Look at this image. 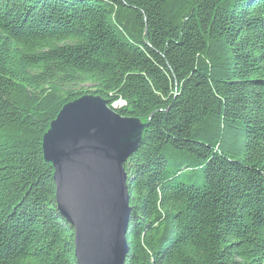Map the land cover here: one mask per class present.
Instances as JSON below:
<instances>
[{"label": "trees", "instance_id": "trees-1", "mask_svg": "<svg viewBox=\"0 0 264 264\" xmlns=\"http://www.w3.org/2000/svg\"><path fill=\"white\" fill-rule=\"evenodd\" d=\"M84 95L146 124L125 264H264V0H0V264H78L43 137Z\"/></svg>", "mask_w": 264, "mask_h": 264}, {"label": "water", "instance_id": "water-1", "mask_svg": "<svg viewBox=\"0 0 264 264\" xmlns=\"http://www.w3.org/2000/svg\"><path fill=\"white\" fill-rule=\"evenodd\" d=\"M145 126L101 97L84 95L63 105L43 137L57 208L74 228L78 264H125L131 207L123 164ZM135 129L137 141L125 143Z\"/></svg>", "mask_w": 264, "mask_h": 264}, {"label": "bare ground", "instance_id": "bare-ground-1", "mask_svg": "<svg viewBox=\"0 0 264 264\" xmlns=\"http://www.w3.org/2000/svg\"><path fill=\"white\" fill-rule=\"evenodd\" d=\"M112 109V108H111ZM113 110V109H112ZM138 131L137 129L130 131L129 136L125 139V143H134L137 141Z\"/></svg>", "mask_w": 264, "mask_h": 264}, {"label": "built area", "instance_id": "built-area-1", "mask_svg": "<svg viewBox=\"0 0 264 264\" xmlns=\"http://www.w3.org/2000/svg\"><path fill=\"white\" fill-rule=\"evenodd\" d=\"M113 107H114L115 109L121 107V106H120V103H119V100L116 101L115 103H113Z\"/></svg>", "mask_w": 264, "mask_h": 264}]
</instances>
